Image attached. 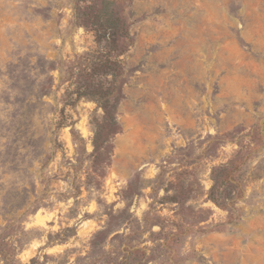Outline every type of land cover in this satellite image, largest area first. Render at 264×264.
<instances>
[{
	"label": "rangeland",
	"instance_id": "rangeland-1",
	"mask_svg": "<svg viewBox=\"0 0 264 264\" xmlns=\"http://www.w3.org/2000/svg\"><path fill=\"white\" fill-rule=\"evenodd\" d=\"M73 1L0 0L6 253L16 264L84 263L109 223L118 238L105 250H143L144 264H264V147L242 167L231 221L206 200L211 167L237 150L227 134L264 122V0H129V77L103 157L96 105H63L68 65L95 48ZM157 234L174 236L162 245Z\"/></svg>",
	"mask_w": 264,
	"mask_h": 264
},
{
	"label": "trees",
	"instance_id": "trees-1",
	"mask_svg": "<svg viewBox=\"0 0 264 264\" xmlns=\"http://www.w3.org/2000/svg\"><path fill=\"white\" fill-rule=\"evenodd\" d=\"M128 3L129 0H74L72 6L75 23L92 34L95 48L81 53L68 65L65 71L68 86L63 105L73 106L80 100L92 101L96 105L100 116L90 121L93 126L92 146L93 152L101 157L109 154L112 148L111 137L119 132L116 109L123 98L122 89L129 77V71L122 60L132 44L125 14ZM65 118L60 111V120L65 122ZM70 126L74 138L73 124ZM227 136L237 146V150L224 163L211 167V184L206 200L225 210L231 221L236 216L237 201L243 195L242 167L252 153L264 147V122L252 126L245 135L234 130ZM216 140L220 143L225 139L216 137ZM108 226L109 223L91 235L86 260L84 263L77 260L75 264H144L143 250L133 247L119 248L117 253L105 250L106 239L110 235L114 233L111 240L118 238L117 231L109 232ZM156 237L155 240L163 241L162 245L172 241L165 236L160 237V234ZM6 245L7 241L0 236V264H16L15 256L6 253ZM33 262V258L29 260V264Z\"/></svg>",
	"mask_w": 264,
	"mask_h": 264
}]
</instances>
